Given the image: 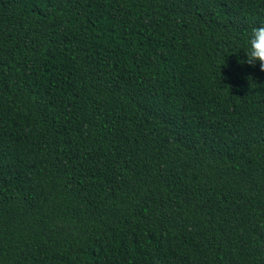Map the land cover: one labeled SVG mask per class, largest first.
<instances>
[{
	"label": "trees",
	"instance_id": "trees-1",
	"mask_svg": "<svg viewBox=\"0 0 264 264\" xmlns=\"http://www.w3.org/2000/svg\"><path fill=\"white\" fill-rule=\"evenodd\" d=\"M264 0H0V264H264Z\"/></svg>",
	"mask_w": 264,
	"mask_h": 264
},
{
	"label": "clouds",
	"instance_id": "clouds-1",
	"mask_svg": "<svg viewBox=\"0 0 264 264\" xmlns=\"http://www.w3.org/2000/svg\"><path fill=\"white\" fill-rule=\"evenodd\" d=\"M246 53V60L240 61L247 63L252 67L259 62L261 71H264V23L254 26L246 37V47L243 49Z\"/></svg>",
	"mask_w": 264,
	"mask_h": 264
}]
</instances>
